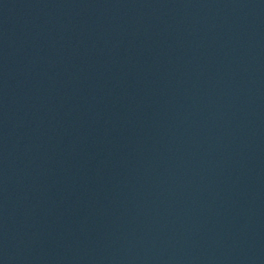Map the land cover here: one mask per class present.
Masks as SVG:
<instances>
[{
  "label": "water",
  "instance_id": "1",
  "mask_svg": "<svg viewBox=\"0 0 264 264\" xmlns=\"http://www.w3.org/2000/svg\"><path fill=\"white\" fill-rule=\"evenodd\" d=\"M0 264H264V0H0Z\"/></svg>",
  "mask_w": 264,
  "mask_h": 264
}]
</instances>
